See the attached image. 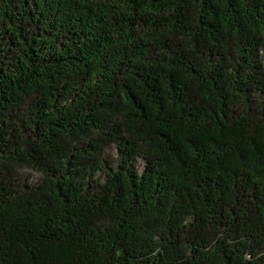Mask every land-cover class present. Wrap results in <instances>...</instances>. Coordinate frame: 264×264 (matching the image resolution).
Returning <instances> with one entry per match:
<instances>
[{"label":"trees","instance_id":"1","mask_svg":"<svg viewBox=\"0 0 264 264\" xmlns=\"http://www.w3.org/2000/svg\"><path fill=\"white\" fill-rule=\"evenodd\" d=\"M0 264H264V0H0Z\"/></svg>","mask_w":264,"mask_h":264},{"label":"rangeland","instance_id":"2","mask_svg":"<svg viewBox=\"0 0 264 264\" xmlns=\"http://www.w3.org/2000/svg\"><path fill=\"white\" fill-rule=\"evenodd\" d=\"M109 155L113 156V157H116V151H115V148H111L109 151H108ZM21 175L23 177H25L26 179H28L30 182H37L38 181V176L33 173V172H29L28 170L24 169L22 172H21Z\"/></svg>","mask_w":264,"mask_h":264}]
</instances>
